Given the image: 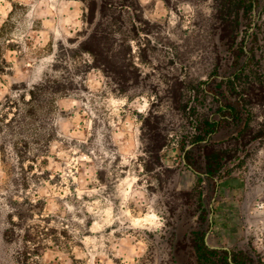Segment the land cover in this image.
<instances>
[{"label":"rangeland","instance_id":"374dc122","mask_svg":"<svg viewBox=\"0 0 264 264\" xmlns=\"http://www.w3.org/2000/svg\"><path fill=\"white\" fill-rule=\"evenodd\" d=\"M91 1L0 0V264H197L200 228L264 264V102H248L257 137L215 189L193 142L206 115L218 147L233 149L242 126L218 110L241 105L225 86L240 64L215 0H110L139 69L124 92L78 46ZM240 15L236 41L255 57H241L236 87L257 91L264 0ZM151 113L166 136L159 166L143 138Z\"/></svg>","mask_w":264,"mask_h":264},{"label":"trees","instance_id":"16d2710c","mask_svg":"<svg viewBox=\"0 0 264 264\" xmlns=\"http://www.w3.org/2000/svg\"><path fill=\"white\" fill-rule=\"evenodd\" d=\"M215 15L218 18L221 28L222 37L226 39L232 52L235 55L238 64L233 77L229 78L226 83V90L230 94L239 95L238 103L241 105H232L231 103H219L218 110L225 120L232 121L236 126L242 124L237 134L232 138L234 148H229V144L225 147H218L209 141V136L218 128L219 121L206 115L198 127L199 132L195 135L193 142L198 145V149L203 156V172L205 176L212 182L213 188L217 186L216 177L220 174L226 161L235 156L240 146H245L250 138H256L257 134H253L249 120L251 117V109L248 102L253 96L256 100L264 102V72L259 73V86L256 91L254 85L245 83L242 89H237V84L245 72L246 61L242 63L241 57L246 56L247 59H254L255 53L247 52L244 46L236 41V32L240 24V11L243 9L247 12L251 7L255 6L257 0H215ZM110 0H101L98 4L96 0L90 2L87 23L89 30L84 38L79 42V48L87 51L92 56V65L99 67L105 72L110 80L116 83V87H121L119 92H124L127 83L134 81L138 77V67L134 64L131 45L126 38H122L119 42L114 37L113 26L117 23L120 27L122 24V12L116 11L111 7ZM246 14V13H245ZM107 17H111L110 20ZM249 61V60H248ZM261 66V65H260ZM129 67L134 70V77ZM138 74V73H137ZM224 91V89H223ZM221 91V92H223ZM252 96V97H251ZM247 113L248 118L243 121V115ZM156 114H150L144 119L143 138L147 143L146 150L153 155L154 165H161L160 151L166 143V136L163 135L158 125ZM234 151V152H232ZM191 150L186 151V159H192ZM194 249L197 264H245L247 255L242 251L230 252L224 248H213L209 246L205 240V232L200 228L194 233Z\"/></svg>","mask_w":264,"mask_h":264},{"label":"water","instance_id":"95a60500","mask_svg":"<svg viewBox=\"0 0 264 264\" xmlns=\"http://www.w3.org/2000/svg\"><path fill=\"white\" fill-rule=\"evenodd\" d=\"M208 233H206V235H207ZM213 247H215V246H213ZM226 248V247H225ZM226 249H228V248H226Z\"/></svg>","mask_w":264,"mask_h":264}]
</instances>
